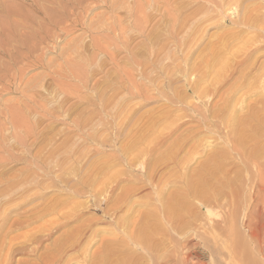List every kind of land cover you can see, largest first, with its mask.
Listing matches in <instances>:
<instances>
[{"label":"rangeland","instance_id":"obj_1","mask_svg":"<svg viewBox=\"0 0 264 264\" xmlns=\"http://www.w3.org/2000/svg\"><path fill=\"white\" fill-rule=\"evenodd\" d=\"M80 3L85 9L76 13V23L68 27L69 31L65 28L48 32L53 40L45 41L40 49L42 63L31 61L25 66L30 68H24V82L28 83L0 94V108L14 102L25 106L28 131L32 132L25 137L21 129L16 132L0 119V264H43L50 249L51 255H59V261L51 264H87L93 251H99L115 235L124 238L139 214L156 206L155 193L163 183L167 194L181 190L184 176L194 173L218 149L220 156L227 157L224 168L229 183L208 188L211 199L206 208L202 199H189L181 227L171 232L169 242H162L164 248L157 251V263L264 264V192L259 189L264 184V147L257 151L256 158L241 165L240 152H233L234 147L227 143L231 128L224 122L230 114L245 120L252 107L254 111L259 107L260 114L264 111V0ZM18 4L17 0H0V11ZM232 20L238 22L233 24ZM64 58L74 61V75H70L73 71ZM77 60L83 64H77ZM69 69L71 73L67 72ZM224 94L225 98L229 96L227 105L232 104L223 116L221 107H215L222 105ZM213 106L222 117H212ZM14 133L19 136L16 140L12 138ZM233 162L239 167L234 168ZM95 203L100 204V209ZM57 218L61 219L60 226L55 223ZM52 222L55 229L54 224L51 228ZM74 226L73 238L67 239L69 243L56 253L54 242L64 241ZM27 240L33 241L32 245L28 242L30 247L26 246ZM50 244L55 248L53 252ZM32 246H37L36 252H30ZM125 248L137 250L131 244ZM82 251L88 253L84 252V256ZM42 253L47 254L45 258ZM149 262L139 259L138 264Z\"/></svg>","mask_w":264,"mask_h":264},{"label":"bare ground","instance_id":"obj_2","mask_svg":"<svg viewBox=\"0 0 264 264\" xmlns=\"http://www.w3.org/2000/svg\"><path fill=\"white\" fill-rule=\"evenodd\" d=\"M18 1V5L16 6H12L11 8H4L2 7V10L0 11V94L2 93H9V91L11 90H17L18 88H20L19 86H21L22 84H24V68L25 66L30 63L31 61H35V64H40L42 63L43 60V53L40 51L41 47L43 49V44L45 43V41H50L53 40L52 35L48 34V32L50 31V29L54 30V31H58V30H63L65 31V28H67L66 30H68V27H72L75 23H76V13H78V11H83L85 9V5H83L82 3H80V1H85L87 2L88 0H17ZM137 1V0H136ZM139 1V0H138ZM223 1V0H222ZM236 2V1H235ZM87 4V3H86ZM264 4V3H263ZM138 5V4H137ZM141 5V4H140ZM230 5V4H229ZM232 5V4H231ZM11 6V5H9ZM137 7V6H136ZM139 8V7H137ZM142 8V7H141ZM263 8V7H262ZM143 9V8H142ZM241 9V8H240ZM247 9V8H246ZM139 10V9H138ZM246 11V10H245ZM86 12V11H85ZM248 12V11H247ZM243 13V11H242ZM264 13V12H263ZM82 14V13H81ZM174 15V14H173ZM242 15V14H241ZM240 15V16H241ZM246 15V14H245ZM175 16V15H174ZM244 16V15H243ZM264 18V17H263ZM175 20V19H174ZM237 20V19H236ZM242 20V19H241ZM244 21V20H243ZM238 21H234L232 20V23H236ZM241 23V21H239ZM251 22V21H250ZM177 23H179L177 21ZM246 23V22H245ZM225 25V24H224ZM248 25V24H247ZM241 27V26H240ZM109 27H107L108 29ZM262 28V27H261ZM73 29V28H72ZM110 29V28H109ZM108 29V30H109ZM69 31V30H68ZM67 32V31H66ZM52 33V32H50ZM60 33V32H59ZM53 34V33H52ZM172 34V33H171ZM57 36V35H56ZM173 36V35H172ZM174 37V36H173ZM57 40V39H56ZM223 40V39H222ZM224 41V40H223ZM52 42V41H51ZM47 43V42H46ZM219 45V44H218ZM47 48V47H46ZM41 49V50H42ZM222 49V48H221ZM47 50V49H46ZM218 51V50H217ZM223 51V50H222ZM62 55V54H61ZM215 55V54H214ZM217 55V53H216ZM219 56V55H218ZM65 57V56H64ZM206 57V56H205ZM208 57V56H207ZM211 57H213L211 55ZM220 58V62H221V55L219 56ZM71 58V57H70ZM215 59V56L213 57ZM65 59V58H64ZM72 59V58H71ZM208 59V58H207ZM211 59V58H210ZM213 59V61H214ZM230 59V58H229ZM246 59V58H245ZM67 59H65L66 62ZM218 60V59H217ZM228 60V59H227ZM190 61V60H189ZM219 61V60H218ZM68 64L71 67V71L72 68H76L74 65V61L71 62L69 61V59L67 60ZM70 62V63H69ZM77 64L82 65L83 62L82 61H78L77 60ZM82 62V63H81ZM210 62V61H209ZM218 62V63H220ZM230 62V61H229ZM237 62V61H236ZM241 62V60H240ZM244 62V61H243ZM202 63V62H200ZM215 63V62H214ZM235 63V61H234ZM76 64V62H75ZM194 64V63H193ZM204 64H207L204 63ZM222 64V63H221ZM29 65V64H28ZM203 65V63H202ZM213 65V63H212ZM227 65V64H226ZM225 65V67H227ZM200 66V65H199ZM208 66V65H207ZM219 66V65H217ZM216 66V67H217ZM264 66V65H263ZM193 67V66H192ZM203 67V66H202ZM210 67V64H209ZM212 67V66H211ZM215 67V68H216ZM229 67V66H228ZM252 67V66H251ZM255 67V66H254ZM29 68V67H26ZM25 68V69H26ZM221 68V67H220ZM30 69V68H29ZM261 69V68H260ZM194 71L196 70L193 69ZM209 70V69H208ZM219 70V69H218ZM224 70V69H223ZM235 70V69H234ZM243 70V69H242ZM246 70V68L244 69ZM243 70V71H244ZM28 71V70H27ZM26 71V72H27ZM66 71V70H65ZM70 69L69 71L67 70V72L71 73ZM212 71V70H211ZM220 71V70H219ZM222 71V70H221ZM199 72V71H198ZM28 73V72H27ZM68 73V74H69ZM74 71L70 74V75H74L73 74ZM197 73V72H196ZM200 73V72H199ZM216 74V72H214ZM219 73V72H218ZM226 74V72H224ZM232 73V72H231ZM235 73V72H234ZM66 74V73H65ZM224 74V75H225ZM258 74V73H257ZM192 75V74H191ZM199 75V74H198ZM203 75V74H202ZM208 75V74H207ZM217 75V74H216ZM215 75V76H216ZM221 75V74H220ZM238 75V74H236ZM246 75V73H245ZM61 76H64L61 74ZM197 76V75H196ZM219 76V75H218ZM217 76V77H218ZM234 76V75H233ZM27 77V76H26ZM209 77V76H208ZM211 77V76H210ZM222 77V75H221ZM239 77V76H237ZM213 78V76L211 77ZM224 78V77H223ZM229 78V76H228ZM231 78V77H230ZM246 78V77H245ZM216 79V78H215ZM220 79V78H219ZM255 79V78H254ZM27 80V78H26ZM190 80V79H189ZM237 80V79H236ZM217 81V80H215ZM213 81V82H215ZM220 83V80H218ZM215 82V83H218ZM222 81V79H221ZM229 81V80H228ZM200 82V80H199ZM203 82V79H202ZM201 82V83H202ZM211 82V81H210ZM211 82V83H213ZM242 82V80H241ZM252 82V81H251ZM28 82H26L25 84H27ZM187 83V82H186ZM210 83V85H212ZM227 83V81H226ZM232 83V82H231ZM235 83V82H234ZM239 83V81H238ZM237 83V84H238ZM249 83V82H248ZM153 84V83H152ZM188 84V83H187ZM196 84H199L198 81H196ZM214 84V83H213ZM225 84V83H224ZM235 84V86L237 85ZM240 84V83H239ZM238 84V85H239ZM250 84V83H249ZM135 85V83H134ZM189 85V84H188ZM194 85V83L192 84ZM207 85V84H206ZM219 85V84H218ZM244 85V84H243ZM251 85V84H250ZM253 85V83H252ZM262 85V84H261ZM25 86V85H24ZM191 86V85H189ZM197 86V85H195ZM216 86V85H215ZM229 86V84L227 85ZM240 86V85H239ZM249 86V85H248ZM247 86V88H248ZM192 87V86H191ZM202 87V86H201ZM211 87H214L213 85ZM217 87V86H216ZM124 88V87H123ZM136 89V87H134ZM190 88V87H189ZM194 88V87H193ZM191 88V90L193 89ZM196 88V87H195ZM198 88V86H197ZM194 89L196 90V93L198 92V89ZM227 88V87H226ZM239 88V87H238ZM243 88V87H241ZM256 88V86H255ZM229 89V88H227ZM233 89V87H232ZM236 89V88H235ZM253 89V88H252ZM193 90V91H194ZM201 90V89H200ZM203 90V89H202ZM209 90V88H208ZM215 90V88H214ZM205 91V90H204ZM217 90H215L214 92H216ZM220 91V90H219ZM231 91V90H230ZM234 91V89H233ZM259 91V90H258ZM195 92V91H194ZM228 92V91H226ZM225 92V93H226ZM217 93V92H216ZM229 93V92H228ZM247 93V92H246ZM254 93V92H253ZM25 94V93H24ZM204 94V93H203ZM232 94V93H231ZM237 94V93H236ZM197 95V94H196ZM199 95V93H198ZM205 95V94H204ZM247 95V94H246ZM201 96V95H200ZM241 96V95H240ZM243 96V95H242ZM186 97V96H185ZM224 101L220 103H222L221 106L217 107H221L220 109V113L221 115H225L227 112L226 108H228L230 106V104H232L231 99L229 100L231 103L228 104V97L226 96L225 98V94L224 96ZM232 97H234V94H232ZM263 97V96H262ZM181 98V97H180ZM188 98V97H187ZM201 98V97H200ZM214 98V97H213ZM239 98V96H238ZM236 98H234L235 100ZM259 99V98H258ZM264 99V97H263ZM35 100V99H34ZM166 100V99H165ZM169 100V99H167ZM219 100V99H217ZM239 101V99H237ZM236 100V101H237ZM170 101V100H169ZM198 102V101H197ZM201 102V101H200ZM217 102V101H216ZM251 102H253L251 100ZM11 103V102H10ZM21 103V102H20ZM19 102H14V104H4L3 108H0V119L3 122H6L9 124L10 128L13 130H19L21 129V134L26 137V135L28 134V128H29V124L27 121V117H26V112L25 111V106L23 104H20ZM35 103V102H34ZM264 103V102H263ZM2 104V102H1ZM119 104V103H118ZM196 104V103H195ZM207 104V103H206ZM237 104V103H236ZM235 104V105H236ZM248 104V103H247ZM204 105V104H203ZM188 106V105H187ZM232 106V105H231ZM246 106V105H245ZM251 106V105H250ZM249 106V107H250ZM254 106V105H253ZM189 107V106H188ZM202 107V105H201ZM248 107V108H249ZM27 108V107H26ZM233 108V107H232ZM230 108V109H232ZM242 108V107H241ZM251 108V107H250ZM254 107H252L249 110H252ZM259 108V107H258ZM257 110L258 111H250L248 110V114L247 117L245 118V120H239L238 116L236 119V116L234 114H230L228 119H226L225 124L226 126L230 127V134L229 136L231 137V139L228 136L227 139V143H231L232 147H234L233 152L235 151V149L237 150L236 152H240L238 154V156H242V161H241V165H245L250 159H254L255 154L257 153V151H259V149L264 147V114L262 115V111L261 110V114H260V108ZM264 108V105H263ZM36 109V108H35ZM214 106H213V115H219L220 117H222L219 113V108L218 110H215ZM229 109V110H230ZM29 110V109H28ZM191 110V108L189 109ZM211 110V109H210ZM192 111V110H191ZM194 111V110H193ZM207 111V110H204ZM216 111V112H215ZM233 110L229 111L230 113H232ZM195 113L197 112L194 111ZM202 112V111H201ZM246 112V111H244ZM188 113V112H187ZM207 113V112H205ZM219 113V114H218ZM225 113V114H224ZM235 113V112H233ZM200 114V113H198ZM193 115V113H192ZM206 115V114H205ZM240 115V114H239ZM245 115V114H244ZM219 116H215V117H219ZM262 116V117H261ZM195 117V116H194ZM199 117V116H198ZM219 117V118H220ZM193 118V117H192ZM216 118V120H217ZM218 118V119H219ZM241 118V116H240ZM244 118V117H242ZM241 118V119H242ZM203 119V118H202ZM215 119V118H214ZM196 120V119H195ZM206 120V119H205ZM0 121V122H1ZM30 122V121H29ZM196 122V121H195ZM77 123V122H76ZM79 123V122H78ZM210 123V122H209ZM5 124V123H4ZM75 124V123H74ZM150 124V123H149ZM146 125V124H145ZM224 125V124H223ZM76 126V125H75ZM150 127V126H149ZM215 127V126H214ZM77 128H79V126L77 125ZM143 128V127H142ZM216 128V127H215ZM226 128V127H225ZM228 129V128H227ZM31 130V129H30ZM142 130V129H141ZM145 130V129H144ZM224 130V129H223ZM143 131V130H142ZM150 131V130H149ZM155 131V130H154ZM153 131V132H154ZM222 131V130H221ZM229 131V130H228ZM2 132V131H1ZM31 132V131H30ZM29 132V133H30ZM167 132V131H166ZM209 132V131H208ZM32 133V132H31ZM145 133V132H144ZM148 133V132H147ZM169 133V132H167ZM215 133V132H214ZM15 134V133H14ZM142 134V133H141ZM146 134V133H145ZM227 135V134H226ZM232 135V136H231ZM4 136V135H3ZM13 139L16 140V138H18V134L12 135ZM28 136V135H27ZM32 136V135H31ZM145 136V135H144ZM224 136V135H223ZM2 137V136H1ZM0 137V138H1ZM4 138V137H3ZM10 138V137H8ZM21 138V136H20ZM34 138V137H33ZM227 138V137H225ZM7 139V138H6ZM12 139V140H13ZM91 139V137H90ZM86 140V139H85ZM142 140V139H141ZM145 140V139H144ZM152 140V139H151ZM161 140V139H160ZM14 141V140H13ZM22 141V140H21ZM150 141V140H149ZM4 142V141H3ZM133 142V141H132ZM136 142V141H135ZM140 142V140H139ZM145 142V141H144ZM19 143V142H18ZM199 143V142H198ZM223 143V142H222ZM226 143V142H224ZM17 144V142H16ZM20 144V143H19ZM138 144V143H137ZM21 145V144H20ZM139 145V144H138ZM203 145V144H202ZM150 146V145H149ZM205 146V145H204ZM227 146V144H226ZM225 146V147H226ZM229 146V145H228ZM228 146L226 147V149H228ZM1 147V146H0ZM13 147V146H12ZM10 148V147H9ZM58 148V147H57ZM29 149V148H28ZM68 149V148H67ZM147 149V147H146ZM145 149V151H146ZM221 149V147H220ZM224 149V148H223ZM233 149V148H232ZM7 150V149H6ZM19 150V149H18ZM30 150V149H29ZM51 151V150H50ZM149 150L146 151V153H148ZM198 151V150H197ZM208 151V150H207ZM219 151V149H218ZM218 151H214L212 152V154L214 155H210L208 157H206L205 160H203L204 162L202 164L199 165L198 169L190 174L189 176H184L183 181H182V185H181V190L179 191H172L173 193H165L166 190H163V184L160 187V183H159V189L158 191L155 193L157 200L155 202L159 203V204H155V207H151L152 209H149L147 211H143L141 214H139V218L137 219V221L134 223L133 228H130L131 230L127 231L126 233L123 234L124 238H121L117 235L113 236L112 240L108 241L107 243H103L100 247L99 251H93L91 257L88 259V263L87 264H138L139 259H146L149 260L150 264H158V256L157 255V251L161 248V244L162 242H164L165 240L169 242V240L171 239V232H177L178 228H180V224L183 222L184 220V215L186 213V205L188 204V201L190 198H200L203 201V206L206 208L209 206V200L211 199V197H208L207 192H208V188H212L214 187V189L216 188H221L224 185H227L229 183V179L226 177L227 175V170L224 168L225 164H224V158H227L226 156L224 157L223 154L220 156L218 154ZM224 151L226 150H222V153H225ZM10 152V151H9ZM220 152V151H219ZM216 153L218 155H216ZM227 153V152H226ZM229 153V152H228ZM227 153V155H228ZM144 154V153H143ZM211 154V153H210ZM258 154V153H257ZM145 155V154H144ZM226 155V154H224ZM68 157V156H67ZM118 157V156H117ZM144 157V156H143ZM146 157V156H145ZM229 157V156H228ZM52 158V157H51ZM230 158V157H229ZM53 159V158H52ZM95 159V158H94ZM146 159V158H145ZM24 160V159H23ZM44 160V159H43ZM67 160V159H66ZM93 160V159H91ZM178 160V159H177ZM238 160V159H237ZM3 161V160H2ZM19 161V160H18ZM167 161V160H166ZM226 161V160H225ZM35 162V161H34ZM55 162V161H54ZM71 162V161H70ZM79 162V161H78ZM144 162V161H142ZM147 162V161H146ZM178 163V161H176ZM175 162V163H176ZM183 162V161H182ZM32 163V162H31ZM59 163V162H58ZM81 163V162H80ZM118 163V162H117ZM138 163V161H137ZM141 163V162H140ZM154 163V162H153ZM172 163V162H171ZM174 163V162H173ZM201 163V161H200ZM234 163V162H233ZM55 164V163H53ZM179 164V163H178ZM228 164V163H227ZM262 164V163H261ZM34 165V164H33ZM32 165V166H33ZM63 165V164H62ZM68 165V163H67ZM89 165V164H88ZM119 165V163H118ZM136 165V164H135ZM143 165V164H142ZM198 165V164H197ZM232 165V164H231ZM234 168H238L239 166H235V163L233 164ZM35 166V165H34ZM70 166H74L70 165ZM139 166V165H138ZM141 166V165H140ZM168 166V165H166ZM177 166V165H176ZM185 166V165H184ZM83 167V166H82ZM90 167V166H89ZM94 168V167H93ZM98 168V167H97ZM144 167H142L141 169H143ZM148 168V167H146ZM145 168V171L147 170ZM262 168H264V164L262 165ZM260 168V169H262ZM156 169V168H155ZM75 170L76 167H75ZM74 170V171H75ZM72 171V169L70 170ZM82 171V170H81ZM87 171V169H86ZM177 171V170H176ZM180 171V170H179ZM154 172V171H152ZM188 172V171H187ZM47 173V172H46ZM74 173V172H71ZM85 173V172H84ZM150 173V171H149ZM92 174V173H91ZM94 174V173H93ZM130 174V173H129ZM152 174V173H150ZM53 175V174H52ZM89 175V174H88ZM146 175V174H144ZM256 175V174H255ZM33 176V175H32ZM66 176V175H65ZM74 176V175H73ZM143 176V175H142ZM182 176V174H181ZM48 177V176H47ZM51 177V176H50ZM70 177V176H69ZM69 177H67L69 179ZM84 177V176H83ZM133 177V176H132ZM135 177V176H134ZM58 178V177H57ZM82 178V177H81ZM90 178V177H89ZM64 179V178H63ZM85 179V178H84ZM122 179V178H121ZM150 179H152V176L150 177ZM167 179V178H166ZM235 179V178H234ZM22 180V179H21ZM43 180V179H42ZM66 180V179H65ZM72 180V179H71ZM82 180V179H81ZM80 180V181H81ZM148 180V179H147ZM174 180H176L174 178ZM45 181V180H44ZM64 181V180H63ZM79 181V180H78ZM77 181V182H78ZM89 181V180H88ZM96 181V180H95ZM155 181L152 180V182ZM163 181V180H162ZM166 180H164L165 182ZM167 181L169 182V180L167 179ZM38 181H36L37 183ZM57 182V181H56ZM82 182V181H81ZM147 182V181H146ZM149 182V181H148ZM156 182V181H155ZM29 183V181H28ZM31 183V182H30ZM71 183V182H70ZM86 184V182H84ZM151 183V182H150ZM154 183V182H153ZM177 183V182H176ZM76 184V183H75ZM81 184V183H80ZM80 184H78L80 186ZM152 185V183H151ZM175 185V184H174ZM231 185V183L229 184ZM55 186V184H54ZM53 186V187H54ZM57 186V185H56ZM67 186V185H65ZM73 186V184L71 185ZM70 186V188H71ZM153 186V185H152ZM155 186V184H154ZM20 187V186H19ZM74 187V186H73ZM76 187V192L77 191V186ZM74 187V188H75ZM156 187V186H155ZM23 188V187H22ZM33 188V187H32ZM81 188V187H80ZM88 188V187H87ZM92 188V187H91ZM106 188V187H105ZM153 188V187H152ZM157 188V187H156ZM167 188V187H166ZM20 189V188H19ZM31 189V187H30ZM45 189V188H43ZM50 189V188H49ZM69 189V186H68ZM79 189V188H78ZM104 189V188H102ZM165 189V188H164ZM176 189V188H175ZM226 189V188H225ZM259 189L261 192H264V184H260ZM35 190V189H34ZM37 190V189H36ZM64 190V189H63ZM72 190V189H71ZM74 190V189H73ZM81 190V189H80ZM84 190V189H83ZM100 190V189H99ZM130 190V189H129ZM157 189H155L156 191ZM39 191V189H38ZM87 191V190H86ZM237 191V190H236ZM40 192V191H39ZM59 192V191H58ZM71 192V191H70ZM101 192V191H100ZM99 192V193H100ZM171 192V191H170ZM222 192V191H221ZM20 193V192H19ZM22 193V192H21ZM41 193V192H40ZM130 193V192H129ZM231 193V192H230ZM73 194V193H72ZM79 194V193H78ZM77 194V195H78ZM84 194V193H83ZM26 195V194H25ZM31 195V194H30ZM76 195V194H74ZM73 195V196H74ZM98 195V194H97ZM111 195V194H110ZM100 196V194H99ZM109 196V195H108ZM44 197V196H43ZM62 197V196H61ZM94 197V195H93ZM15 198V196H14ZM30 198V197H29ZM67 198V197H66ZM69 198V197H68ZM77 198V197H76ZM104 198V197H103ZM52 199V198H51ZM50 199V200H51ZM63 199V198H62ZM65 199V198H64ZM72 199V198H71ZM109 199V198H107ZM105 199V200H107ZM155 199V198H154ZM17 200V199H16ZM22 200V199H21ZM35 200V199H34ZM61 200V199H60ZM193 200V199H192ZM217 200V199H216ZM19 201V200H18ZM30 201V199H29ZM59 201V200H58ZM63 201V200H62ZM69 201V200H68ZM66 201V202H68ZM15 202V201H14ZM21 202V201H20ZM118 202V201H117ZM33 203V202H32ZM101 203V201L99 202ZM13 204V203H12ZM11 204V205H12ZM29 204V203H28ZM52 204V203H51ZM57 204V203H56ZM55 204V205H56ZM97 205V203H95ZM108 204V203H107ZM64 205V203H63ZM62 205V206H63ZM94 205V204H93ZM100 205V204H98ZM97 205V206H98ZM154 205V204H153ZM193 205V204H192ZM21 206V205H20ZM61 206V207H62ZM212 206V205H211ZM15 207V206H14ZM17 207V206H16ZM15 207V208H16ZM48 207V206H47ZM57 207V205L55 206ZM59 207V206H58ZM69 207V206H68ZM94 207V206H93ZM99 207V206H98ZM96 207V208H98ZM110 207V206H109ZM117 207V206H116ZM115 207V208H116ZM192 207V206H191ZM49 208V207H48ZM47 208V211H49ZM64 208V207H63ZM89 208V206H88ZM95 208V207H94ZM114 208V209H115ZM41 209V208H40ZM51 209V208H49ZM100 209V207L98 208ZM103 209V208H102ZM101 209V211H102ZM42 210H46L45 208ZM41 210V211H42ZM56 210V209H55ZM61 210V209H60ZM58 210V211H60ZM40 211V210H39ZM38 211V212H39ZM46 211V212H47ZM53 212V210H51ZM63 211V209H62ZM94 211V210H93ZM98 210L96 209L95 212H97ZM188 211V210H187ZM191 211V209H190ZM77 212V211H76ZM102 212H104L105 214H107L105 212V210H103ZM192 212V211H191ZM42 213V212H41ZM210 212H208L209 216H210ZM39 215V213H37ZM51 214V213H50ZM65 214V213H64ZM63 214V216H65ZM71 214V213H70ZM188 214V213H187ZM192 214V213H191ZM207 214V216H208ZM236 214V213H235ZM36 215V216H38ZM62 215V213H61ZM74 215V214H73ZM80 215V214H79ZM231 215V214H230ZM6 216V215H5ZM32 217V215H30ZM35 216V217H36ZM40 216V215H39ZM72 217V215H70ZM83 216V215H80ZM192 215L189 216L190 219H192L191 217ZM213 216V213L212 215ZM233 216V215H232ZM30 217V218H31ZM34 217V216H33ZM61 217V216H60ZM196 217V216H195ZM194 217V218H195ZM37 218V217H36ZM70 218V217H69ZM74 218V217H73ZM4 219V218H3ZM34 219V218H32ZM58 219V218H57ZM75 219V218H74ZM124 219V218H123ZM131 219V218H130ZM27 220V219H26ZM25 220V221H26ZM58 220H55L54 222L58 224ZM90 220V219H89ZM189 220V219H188ZM4 221V220H3ZM18 221V220H17ZM82 221V219H81ZM86 221V220H85ZM83 221V222H85ZM231 221V220H229ZM60 222V221H59ZM61 222H64L63 220ZM68 222V221H67ZM65 222V223H67ZM82 222V223H83ZM107 222V221H106ZM16 223V222H15ZM18 223V222H17ZM64 223V224H65ZM81 223V224H82ZM86 223V222H85ZM89 223V222H88ZM86 223V225L88 224ZM51 224V223H49ZM48 224V225H49ZM53 222H52V227L53 228ZM84 224V223H83ZM106 224V223H105ZM125 224V223H124ZM185 224V223H183ZM182 224V225H183ZM20 225V224H19ZM59 225V224H58ZM63 225V224H62ZM69 225V222H68ZM67 225V226H68ZM85 225V224H84ZM56 224H54V229H55ZM60 226V225H59ZM83 226V225H82ZM219 226V225H218ZM231 226V225H230ZM49 227V226H48ZM131 227V226H130ZM64 228V227H63ZM69 228V226H68ZM68 228H66L68 231ZM76 227L74 226V229H72L71 234L66 235V237H64V241H62L61 239H59V241H55L53 240L54 244H55V248H56V253L57 251L60 249L62 246L67 245V243H69L68 240L72 239L74 236V230ZM84 228V227H81ZM53 229V230H54ZM61 229V227H60ZM65 229V228H64ZM79 229H80V225H79ZM88 229V228H87ZM92 229V228H91ZM216 229V228H215ZM214 229V230H215ZM86 230V229H85ZM182 230V229H181ZM79 231V230H78ZM84 231V230H83ZM91 231V230H90ZM50 232V231H49ZM73 232V233H72ZM230 232V231H229ZM63 233V232H62ZM76 233V231H75ZM79 233V232H78ZM83 233V232H82ZM89 233V232H88ZM49 234V233H48ZM92 234V233H90ZM89 234V235H90ZM253 236H256V233H252ZM78 235V234H76ZM75 235V236H76ZM87 235V234H86ZM208 235V234H207ZM241 236V234H239ZM25 236V235H24ZM34 236V234H33ZM46 236V235H45ZM82 237V235H80ZM79 236V237H80ZM88 236V235H87ZM91 236V235H90ZM89 236V238H91ZM29 237V236H28ZM77 237V236H76ZM75 237V239H76ZM215 237V236H214ZM230 237V236H229ZM3 238V237H2ZM24 238V237H23ZM26 238V237H25ZM32 239V237H30ZM29 238V239H30ZM49 238V237H48ZM84 238V237H83ZM232 238V237H231ZM254 238V237H253ZM39 239V238H38ZM43 239V238H42ZM58 239V238H56ZM68 239V240H67ZM80 239V238H79ZM5 240V239H4ZM7 240V239H6ZM36 240V239H35ZM41 239L37 240L38 243H41L40 241ZM47 240V239H45ZM84 240V239H83ZM31 241V240H29ZM28 240L26 241L28 245ZM34 241V238H33ZM33 241H31V244L33 243ZM65 243V244H63ZM74 241V240H73ZM72 241V242H73ZM78 241V240H77ZM76 241V242H77ZM87 241V240H86ZM85 241V242H86ZM165 241V242H166ZM178 241V240H177ZM3 242V241H2ZM35 242V241H34ZM67 242V243H66ZM82 242V241H81ZM206 242V241H205ZM232 242V241H231ZM4 243V242H3ZM43 243V242H42ZM102 243V242H101ZM179 243V242H178ZM5 244V243H4ZM36 244V242H35ZM34 244V245H35ZM72 244V243H71ZM87 244V243H85ZM131 244L132 246L135 245V247L137 248V250H132V249H126L125 245ZM210 244V243H208ZM229 244V243H228ZM30 245H28L30 247ZM38 245V244H36ZM49 245V244H48ZM52 244H50L51 247ZM77 245V243H76ZM79 245V244H78ZM81 245V243H80ZM164 245V244H163ZM223 245V244H222ZM227 245V244H226ZM1 246V245H0ZM84 246V243H83ZM211 246V245H210ZM231 246V245H230ZM2 247V246H1ZM25 247V245H24ZM28 247V248H29ZM33 247V246H32ZM37 247V246H36ZM33 247L31 249L30 252L35 251V248ZM39 247V246H38ZM42 247V246H41ZM47 247L46 249L49 250L48 248H50L49 246H45ZM73 247V246H72ZM75 247V246H74ZM167 247V246H165ZM207 247H209L207 245ZM206 247V248H207ZM5 248V247H4ZM11 247H9L10 249ZM27 248V247H26ZM27 248V249H28ZM54 251V247H51ZM69 248V246H68ZM71 248V247H70ZM69 248V249H70ZM82 247H79V249ZM162 248H164V246H162ZM177 248V247H176ZM3 250V248H0V250ZM22 249V248H21ZM26 249V250H27ZM45 249V251H46ZM76 249V248H75ZM170 249V248H169ZM212 249V248H211ZM210 249V250H211ZM225 249V248H224ZM20 248L16 251H19ZM24 249H22L23 251ZM25 250V251H26ZM30 248L27 250L29 251ZM51 250V249H50ZM49 250V256H47V258H45L47 254H43L45 253V251L42 253L43 257L45 258L43 260V262L45 264H51L56 260V257L59 258L57 255H51V251ZM74 250V249H73ZM86 250V249H85ZM38 251V250H37ZM63 251V250H62ZM1 252V251H0ZM6 252V251H5ZM10 252V251H9ZM36 252V251H35ZM34 252V253H35ZM64 252V251H63ZM72 252V251H70ZM83 252V251H82ZM85 253H88V251H84ZM83 252L84 256L86 255ZM165 252V251H164ZM8 253V251H7ZM6 253V254H7ZM12 253V251L9 253V255ZM14 253V250H13ZM48 253V252H47ZM76 253V252H75ZM2 255V254H0ZM8 255V254H7ZM30 255V254H28ZM37 255V254H36ZM35 255V256H36ZM50 255L52 256V258L50 257ZM32 256V255H31ZM158 256V257H157ZM167 256V254H166ZM169 256V254H168ZM1 257V256H0ZM34 257V256H33ZM41 257V258H43ZM50 257V258H48ZM72 257V256H71ZM3 258H6V256L4 255ZM10 258V257H9ZM8 258V259H9ZM64 258V257H63ZM160 258V257H159ZM11 259V258H10ZM158 259V260H157ZM2 260V258H1ZM71 260V258H70ZM38 260H36L37 262ZM59 261L58 259L56 260ZM69 261V260H67ZM39 262V261H38ZM42 262V263H43ZM147 262V261H146ZM1 263V262H0ZM43 263V264H44ZM247 263V262H245ZM249 263V262H248ZM27 264H30L27 262ZM34 264V263H33ZM36 264V263H35ZM38 264V263H37ZM41 264V261H40ZM243 264V262H242ZM254 264V262H253Z\"/></svg>","mask_w":264,"mask_h":264}]
</instances>
